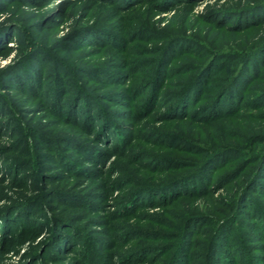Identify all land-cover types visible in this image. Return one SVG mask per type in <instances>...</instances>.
<instances>
[{
	"label": "rangeland",
	"instance_id": "374dc122",
	"mask_svg": "<svg viewBox=\"0 0 264 264\" xmlns=\"http://www.w3.org/2000/svg\"><path fill=\"white\" fill-rule=\"evenodd\" d=\"M162 2L138 0L121 11L114 0H0V264H85L87 256L96 259H87L89 264H172L181 247L188 252L184 264H206L214 256L217 264L219 254L208 256L209 250L219 234L226 235L230 219L264 210V104H243L222 124L232 135L227 145L257 136L250 139L251 152L216 157L203 190L187 192L199 181L183 177L194 170L188 163L203 161L204 154L183 141H203L220 126L179 123V114L166 111L180 74L191 67L187 60L205 57L193 52L171 66L158 63L162 46L175 36L188 38L190 49L195 40L212 42L215 51L264 43V0H189L194 4L169 9ZM254 57L258 65L246 81L244 100L264 93V48ZM21 61L34 64L31 71H20ZM158 64L166 71L161 85L144 89ZM29 81L38 86L29 88ZM84 91L93 97L90 127L81 113L68 114L80 110ZM204 103L194 100L191 106ZM109 130L115 135L107 138ZM84 146L93 153L89 159L79 154ZM36 154L61 155L76 169ZM38 161L47 172L34 182L30 170H37L30 164ZM170 181L184 182L175 195L176 188L160 190ZM136 195L139 200L126 208ZM36 202L44 205L41 212L30 211ZM46 218L62 220L59 228L42 230L51 224ZM62 232L75 236L74 244L52 252L50 242ZM225 238L220 243L226 255L241 261L242 248L231 250ZM255 243L261 248L255 254H264V240Z\"/></svg>",
	"mask_w": 264,
	"mask_h": 264
},
{
	"label": "trees",
	"instance_id": "16d2710c",
	"mask_svg": "<svg viewBox=\"0 0 264 264\" xmlns=\"http://www.w3.org/2000/svg\"><path fill=\"white\" fill-rule=\"evenodd\" d=\"M138 0H114L115 5L114 7L120 8L121 11H125L126 9H122L128 5L133 6L137 3ZM191 1V0H190ZM163 2L167 3L165 9H169L170 7L174 8L177 6H189L188 4H194V1L192 3H189V0H163ZM162 2V3H163ZM138 4V3H137ZM164 4V3H163ZM192 6V5H191ZM171 8V9H172ZM254 26V25H252ZM255 27V26H254ZM22 28V27H21ZM139 29V28H138ZM17 29H15L16 31ZM92 34V33H89ZM87 36H90V35ZM86 36V37H87ZM85 37V38H86ZM97 39V38H95ZM88 40V39H87ZM103 40V39H101ZM105 40V39H104ZM186 40V41H184ZM188 38L175 36L170 38L169 43L162 46V50L160 52L161 59H158V63L163 62L166 63V61H169L168 65L171 66L172 62L176 59L187 57L188 55H191L193 52L195 55H197L199 52H202V58L201 61H195V59H189L188 63H190V66L188 70H186L184 73L180 74V79L175 83L174 85V102L172 103V106L166 111L170 115L172 114H179L180 117H177L175 119L179 120V123H187V121L190 119L191 121H195L197 124H204L209 125L210 127H218L220 129H214L215 131V139L214 136L210 133L207 134V138L203 141H200L199 138H193L188 137L187 139H184L183 143H185L190 150L194 152H198L200 154H204L203 161H198L195 163H188L190 164L189 167H194V170L186 172V174L180 175L183 177H191L194 176V178H197L196 180H199L198 183H193V185L189 188V191L192 192L195 191H202L203 190V181L206 179L204 178L208 166L211 165L212 161L219 156H226L227 154H233V156H238V154L246 155L249 154L251 151V148L249 147L250 139L243 137L240 141H235V143L232 142L231 146L227 145L232 138V135L228 136L227 132L229 129L223 128L222 124L226 122L225 120L231 119L235 117L234 115L237 114L238 110L241 111V108L244 104V107H257L259 104H264V93L256 94L254 95L255 98L244 100L242 98V95L244 94V90L246 89V81L251 77V75H254L255 73V67L257 68V63L254 55L260 50V48H264V43H259L254 46H250L248 48H239L238 51H227L225 49H220L218 51H215V49H212V46H215L212 44V42L208 43L207 45H201L199 41H193V47L190 49V47H187ZM114 41V40H113ZM95 43H99L100 41L93 40ZM186 43V44H185ZM183 44V45H181ZM261 44V45H260ZM211 46L212 48H210ZM195 48H198V51H195ZM210 48V49H209ZM209 52V53H208ZM212 53V54H211ZM214 53V54H213ZM199 57V54L197 56ZM22 62V61H21ZM256 63V64H255ZM20 71H31V68L34 66L32 64L30 67H27V62L23 61L20 65ZM231 66V69L230 67ZM158 66H155L153 69L154 77L150 81L148 85L144 87V89L152 87V90L155 89V87H158L161 85V74L166 73L164 72L163 67L159 69ZM71 73H75V67L70 69ZM168 71H171L168 69ZM184 74L186 75L184 77ZM176 76V75H175ZM159 77V78H158ZM12 80V79H11ZM30 80V79H29ZM255 80V78H254ZM30 83H26V85L29 86V88H35L38 86V83H32V81H29ZM35 84V85H34ZM30 90V89H29ZM31 91H35L31 90ZM209 93V94H208ZM80 97L78 99L83 101V105L80 108V110L76 109L74 111H69L68 114L76 115L77 112L81 113V115L84 116L85 124L88 122V125L90 127V113L89 108L90 105L88 104V101L92 100V95L87 92H80ZM211 94V95H210ZM204 95V98H203ZM195 100V104H199L202 101H206L203 105H198V107L191 106V102ZM262 102V103H260ZM186 110H191L189 116H182V112H186ZM239 111V112H240ZM171 112V113H170ZM101 114V112H98L96 110V115ZM98 118V116H97ZM75 119V118H74ZM102 118H100V122ZM75 124H77L76 120ZM186 121V122H181ZM102 124L106 125V122H103ZM103 125V126H104ZM112 128H114L115 133L118 134L121 139L124 138L122 136L121 130H119L118 127H114V125H111ZM95 128V127H94ZM114 130H109L108 136H114ZM107 131V130H106ZM254 135V134H252ZM104 136V134L101 135V140H103L104 144L109 145L107 143V138ZM128 137H130L128 135ZM230 137V138H229ZM253 138H257V136H254ZM238 139H240L238 137ZM229 140V141H228ZM253 140V139H252ZM248 143V145H247ZM235 145V146H234ZM78 146V145H77ZM111 146V145H110ZM117 146V145H116ZM118 147L122 148L123 145H119ZM85 148V146H84ZM79 149V148H76ZM82 158L89 159L90 154H93L90 149L88 148L82 149L79 153ZM237 154V155H236ZM27 156V151H22V156ZM38 156V158L42 159H53L54 161H51L53 164H56L57 162H61L65 165L66 168H73L76 169L74 165H72L73 161H67V158L61 156V155H41L36 154L34 155ZM54 156H56L54 158ZM152 157V156H151ZM149 157V158H151ZM36 158V157H35ZM165 159V158H164ZM175 161V160H174ZM190 161V160H189ZM160 162H168L166 160L160 159ZM31 163V162H29ZM34 164V167L37 170L36 172L32 169L30 170V177L33 179L34 182H40V177L44 174L43 172H47L46 170H43L45 166H43L40 161L38 162H32L30 164V168ZM78 170V169H77ZM80 171H82L80 169ZM204 178V179H203ZM177 180V179H176ZM175 180V181H176ZM192 180V178L190 179ZM203 180V181H202ZM175 181L168 182L167 185H165L160 190H173V188H176L175 191L172 193L175 195L179 188L175 187L178 185H182L184 182L180 181L178 183H174ZM173 184V185H172ZM106 187V185H105ZM193 187V190L190 189ZM171 188V189H170ZM162 191H157V197H165L164 195L160 194ZM144 194H146L144 192ZM140 194V195H144ZM110 196V194H109ZM139 195H136V197L130 199L128 205L126 208L130 209L132 208L135 203L139 200ZM180 196H184L180 194ZM140 198V197H139ZM40 202V201H39ZM39 202L34 203V205L31 207L30 211H40L43 209L42 203ZM261 208L258 207V209L251 210L245 213V218L242 219L241 217H235L231 218L228 222V227H225L223 230V234H219L218 237L215 239L214 242H212V248L209 250V255L212 253L219 254L221 261H218L217 264H264V254H255L256 252H260V243H255L256 239L260 238L264 240V210H259ZM13 214V213H12ZM198 215H191L190 218H195ZM233 216V215H232ZM260 219L262 221V224H260L258 227L254 224V220ZM51 223L50 225L46 224L42 226V230H53L54 228H59L61 221L57 218H51V219H44L45 222ZM248 222V223H247ZM252 222V223H251ZM184 224V223H183ZM181 225L180 229L183 231V229L187 225ZM241 231L237 233L236 237H231L233 230H239ZM191 234L192 236H195L198 232L195 228H192ZM73 235V234H72ZM221 235V236H220ZM74 237L69 236L67 233L62 232L61 237L58 238L57 235L51 240L50 245L52 246V252H56L57 248L66 246V248H69L74 243ZM226 237V238H225ZM76 238V237H75ZM225 238V241L228 242L229 246L233 249L241 247L242 248V257L243 259L241 261L230 259L228 255H226L225 251L223 250V247L221 246V239ZM97 239L91 240V243L96 242ZM67 242V244H65ZM106 247H109V244L106 243ZM78 247H76L77 249ZM252 249V250H250ZM187 251L183 252V247L180 248V250L176 253L172 260V264H184L187 257ZM51 254V253H50ZM212 256V255H211ZM207 258V257H206ZM87 259L90 261H96L93 257L90 258L87 256ZM207 260L206 264H216L215 263V256L210 257ZM146 264H148L151 260L147 259L144 260ZM191 262V261H190ZM82 260L78 262V264H82ZM96 263V262H94ZM100 264H105L103 261H100ZM170 264V263H166ZM190 264V263H189Z\"/></svg>",
	"mask_w": 264,
	"mask_h": 264
},
{
	"label": "clouds",
	"instance_id": "9594fccd",
	"mask_svg": "<svg viewBox=\"0 0 264 264\" xmlns=\"http://www.w3.org/2000/svg\"><path fill=\"white\" fill-rule=\"evenodd\" d=\"M3 19V17H0V20H2ZM63 35V34H62Z\"/></svg>",
	"mask_w": 264,
	"mask_h": 264
}]
</instances>
